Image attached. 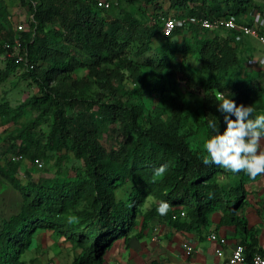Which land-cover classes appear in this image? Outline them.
I'll use <instances>...</instances> for the list:
<instances>
[{
	"label": "trees",
	"instance_id": "16d2710c",
	"mask_svg": "<svg viewBox=\"0 0 264 264\" xmlns=\"http://www.w3.org/2000/svg\"><path fill=\"white\" fill-rule=\"evenodd\" d=\"M32 1L29 0L28 4L32 17L30 24L35 27L34 33L29 29L17 27L14 33L2 41L0 52L5 51L6 42H12L16 36L20 37L21 53L25 60L12 57L7 66L11 68L21 65L34 76L39 92L27 99V103L32 102L38 107H51L55 102L52 120L59 132L60 141L63 142L66 136L70 138V144L75 149L77 158L81 160L87 178H48L27 185L30 201L25 209L6 221L0 232L2 241L9 240L7 244H1L3 249L0 252V264H25L21 255L30 249L32 235L39 227L55 229L65 236L67 242L81 249L75 254L72 264H103L105 253L114 241L120 237H128L135 220L141 215V206L154 189H160L161 198L172 207L166 215L147 210L143 215L144 223L147 217L156 214L175 219V222L181 221L182 225L187 227H194L206 225L210 220V212L219 211L222 215L221 223L234 225L244 233L240 243L245 247L247 264H251L250 257L255 251L264 254L257 247L254 234L249 232L246 220L239 215L246 204L247 191L244 182L248 175L244 172L234 174L235 176L231 177L233 183L229 188L214 181L212 178L215 173L224 172L227 175L229 172L215 165H204L202 158H195L191 153L184 155L178 145L141 129L127 118L131 110L127 111L129 105L124 106L126 96L113 102H100V96L99 116L93 118L91 112L86 114L85 110H82L84 115L75 117L66 115L67 109L62 105L67 99L63 103L56 100L55 93H52L49 87L48 81L53 80L59 72H69L80 65L87 66L88 72H93L95 64L114 62L116 58H121L120 52L130 42L136 44L135 52L140 56L150 50L154 37L163 35L170 38L185 30L178 27L171 35H164L163 26L159 22L153 25L142 24L129 17H124L123 21L115 19L105 27L103 19L92 11L91 6L79 0H74L72 6L43 5L42 1L37 4ZM188 1L174 0L177 5L175 15L241 17L248 12L247 8L253 5V0H201L198 6L191 7ZM156 6H160L158 1ZM53 16L58 18V22L54 21ZM193 28L201 29L192 25L187 30ZM225 36V43L230 47H236L247 40L245 38L243 41H237L230 32ZM207 44L208 40L203 41L202 47ZM43 63H46V66L39 73L36 69ZM129 68L133 79L139 82L141 76L138 70L131 65ZM233 79L234 83L229 84L230 89H226L224 97L232 98L237 105H252L255 109L264 111V92H259L263 99L257 103L252 81L241 79L239 76ZM103 90L108 91L107 85L103 86ZM207 90L203 113L209 138L214 134L208 127L209 121H216L221 132L225 130L226 124L223 114L218 111L213 85L208 84ZM146 92L147 90L136 84L128 93L142 102L147 98ZM154 94L155 91L151 93ZM254 115L264 113L254 112ZM106 116L120 118L123 127L129 128L126 151L121 159L119 158L120 161L109 165L105 161V150L100 145L102 129L98 124L100 119L105 120ZM151 123L152 127L158 130L167 129L176 134L179 131L180 119L174 115L166 123V118L160 115L151 119ZM17 152L32 161L41 155V152L32 146L20 147ZM161 165H167L164 176L156 178L155 182L149 180V175ZM128 180L133 182L132 188L126 196L117 198L116 189ZM80 188L87 190L91 196V208L79 212L78 219L81 222L69 223L74 214L62 218L68 208L66 203L80 192ZM182 211L185 212L184 215L181 214Z\"/></svg>",
	"mask_w": 264,
	"mask_h": 264
},
{
	"label": "rangeland",
	"instance_id": "374dc122",
	"mask_svg": "<svg viewBox=\"0 0 264 264\" xmlns=\"http://www.w3.org/2000/svg\"><path fill=\"white\" fill-rule=\"evenodd\" d=\"M38 1H42L43 5L72 6L74 0L32 2L37 4ZM79 1L91 6L92 11L103 19L105 27L115 19L123 21L124 17L136 19L142 24L153 25L159 22L163 26V18L175 15L177 7L174 0H119L110 7L100 5L98 0ZM157 1L160 6H156ZM28 2L29 0H0V47L2 41L16 31L19 23L24 25V29L34 33L35 27L30 24L32 17ZM188 3L191 7H196L201 0H189ZM253 8H257L264 15V0H253V5L247 10ZM53 18L58 22L57 17ZM48 26H51L50 22ZM225 35L223 30L207 31L194 28L170 38L160 35L152 39L150 50L140 56L135 52L136 44L130 42L120 52L121 58H116L114 62L95 64L93 72H88L87 66L83 65L69 72H59L53 80L48 81L49 87L52 93H55L56 100L63 103L67 99L62 106L67 109L66 115L75 117L84 115L82 110H85L86 114L91 112L93 118L99 116L100 96V102H113L126 96L124 106L129 105L127 111L131 110L128 119L148 131V134L178 145L184 155L191 153L195 158H202L206 154L203 143L208 139L203 113L208 84L213 85L217 98L219 93L225 96L226 89H230L229 84L234 83L233 78L236 76L247 78L252 81L256 102L259 103L263 99L259 92H264V64L258 62L262 46L257 41L247 39L236 47H230L225 43ZM205 40H208V44L202 47ZM11 58L7 52H0V232L6 221L25 209L30 201L27 185L48 178H87L82 162L70 144V138L66 136L63 142L60 141L59 132L52 120L55 102L51 107H38L32 102L27 103V99L39 92V87L34 76L23 66H7ZM129 65L138 70L141 76L139 82L133 79ZM45 66L46 63H43L36 71L41 73ZM136 84L147 90V98L142 102L128 93ZM104 85L108 87L107 92L103 90ZM153 91L156 94L151 95ZM255 113L264 111L255 109ZM160 115L166 118V123L174 115L179 117V131L172 134L167 129L158 130L152 127L151 119ZM98 124L102 129L100 145L105 150L106 164L117 163L127 149L129 128L123 127L120 118L111 116L105 120L100 119ZM25 146H32L40 151V158L32 161L23 157L16 161L17 151ZM230 173H215L212 179L229 188L233 183L231 177L236 175L231 173L230 176ZM149 180L153 181V172L149 175ZM132 185L131 180L120 185L115 191L116 197L126 196ZM79 191L66 203L68 208L63 213V219L66 215L74 214L70 220L81 222L78 219L79 212L91 208V196L87 190L80 188ZM159 191L160 189H154V192L147 196L141 206V215L147 213V210L157 211L159 202L164 201ZM136 221L138 219L135 223ZM34 234L35 232L32 242L35 235L39 236L38 233ZM8 241H2L0 235V252L3 249L1 244H7ZM59 242L63 244L60 245ZM31 245L32 249L21 255L25 264H43L44 261V264H55L58 256L68 264V259L72 260L81 250L67 242L64 235L50 238L46 247L48 254L43 252L44 246ZM62 247L66 250H62ZM34 250L36 254L33 253ZM66 253L70 254L67 259ZM109 253L108 249L105 254Z\"/></svg>",
	"mask_w": 264,
	"mask_h": 264
},
{
	"label": "crops",
	"instance_id": "0c3cea01",
	"mask_svg": "<svg viewBox=\"0 0 264 264\" xmlns=\"http://www.w3.org/2000/svg\"><path fill=\"white\" fill-rule=\"evenodd\" d=\"M244 183L247 198L239 215L246 220L249 232L257 239V247L264 252V174L255 179L248 176ZM221 217L219 211H211L206 225L187 227L181 221L175 222V219L156 214L147 217L144 223V216L141 215L127 238L120 237L114 241L116 244L113 243L109 248L110 253L105 254L103 264H221L244 237V233L234 225L221 223ZM212 232L227 238L221 257L216 254L218 242L209 238ZM37 233L38 237L35 235ZM35 234L31 246H44L45 254H48L46 247L50 238L63 237L55 229L45 227L37 228ZM187 245L194 247L190 254L187 253ZM36 250L33 251L34 254ZM62 250L66 249L62 247ZM66 254L67 259L70 254ZM68 260V264H72L73 259ZM64 262L58 256L55 264H65Z\"/></svg>",
	"mask_w": 264,
	"mask_h": 264
},
{
	"label": "clouds",
	"instance_id": "9594fccd",
	"mask_svg": "<svg viewBox=\"0 0 264 264\" xmlns=\"http://www.w3.org/2000/svg\"><path fill=\"white\" fill-rule=\"evenodd\" d=\"M217 101L226 128L221 132L216 121L208 122L214 134L203 143L206 153L202 157L203 164L215 165L233 174L244 172L251 179L264 174V115H254L252 105H237L232 98L224 97L223 93L217 95ZM166 171L167 165L154 169L153 182L163 177ZM171 207L167 201H160L157 212L166 215Z\"/></svg>",
	"mask_w": 264,
	"mask_h": 264
},
{
	"label": "built area",
	"instance_id": "2783aa9c",
	"mask_svg": "<svg viewBox=\"0 0 264 264\" xmlns=\"http://www.w3.org/2000/svg\"><path fill=\"white\" fill-rule=\"evenodd\" d=\"M117 2L118 0L98 1V3L104 7H110ZM192 25L198 26L203 30H223L226 34L230 32L237 41H243L245 38L257 41L262 46L258 62L264 64V15L257 8L249 10L241 17H237L236 15L213 17L197 15L168 16L163 18L162 31L164 35H171L178 27L187 30ZM17 26L19 29H23L22 23H19ZM4 47L5 52L10 56L16 57L18 60H25L24 55L21 53V39L19 36H16L12 42H6ZM16 157L15 159L21 160L24 155L18 154ZM182 214L184 213L182 212ZM209 238L218 242L219 246L216 248V254L221 257L227 238L216 232L210 233ZM186 248L189 254L192 253L194 249L192 245H187ZM250 262L251 264H264V254L260 251H255L250 257ZM221 264H247L244 245L238 243Z\"/></svg>",
	"mask_w": 264,
	"mask_h": 264
}]
</instances>
